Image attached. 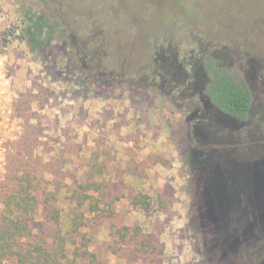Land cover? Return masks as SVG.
<instances>
[{
	"label": "rangeland",
	"instance_id": "obj_1",
	"mask_svg": "<svg viewBox=\"0 0 264 264\" xmlns=\"http://www.w3.org/2000/svg\"><path fill=\"white\" fill-rule=\"evenodd\" d=\"M29 17L40 19L44 35L57 37L59 21L63 35L75 38L64 47L61 64L76 60V53H96L90 63L84 61V76L116 79L111 97L92 91L82 96L76 71L52 76L21 33ZM191 46L218 55L217 63L252 88L247 123L240 127L227 119L230 128H223L244 137L251 130L254 142L264 144V0H0V183L15 144L31 133L29 126L38 127L40 144L51 142L55 150L49 156L57 153L54 140L66 141L65 133L83 144L87 155L103 138L102 155L122 166L133 157L144 168L142 181L124 178L146 196L147 213L133 209L125 195H118L117 208L127 223L158 236L161 264H264V158L246 163L234 150L240 153L236 182L242 168L252 171L255 211L238 212L236 231L228 228L225 237L214 231L213 206L204 204L201 184L192 180L199 178L200 160L193 114L203 108V95L163 73L159 60L172 52L186 54ZM256 69L260 80L254 78ZM130 80L143 89L142 98L132 97L137 90H128ZM42 151L38 146L35 154ZM238 192L231 191L235 202ZM99 239L107 240V233ZM105 264L126 262L110 254Z\"/></svg>",
	"mask_w": 264,
	"mask_h": 264
},
{
	"label": "trees",
	"instance_id": "obj_2",
	"mask_svg": "<svg viewBox=\"0 0 264 264\" xmlns=\"http://www.w3.org/2000/svg\"><path fill=\"white\" fill-rule=\"evenodd\" d=\"M43 27L40 19L29 17L21 33L28 36L31 50L43 63L49 64V73L61 77L76 71L80 73L77 85L82 96L92 91L97 96L110 98L118 83L116 79L84 76V61L90 63L96 53L89 56L85 52L76 53V60L61 64L58 59L63 55L64 47L66 44L71 47L75 38L63 35L64 26L59 21L54 30L57 37L44 35ZM51 56L57 58L53 60ZM178 56L174 52L160 56V69L183 83V78L177 76L178 72H183ZM217 56L205 53L196 59L190 70L197 77L194 86L189 85L195 87L196 81L204 85L205 95L216 108L213 113L218 111L228 118L244 121L250 114V86L242 76L231 74L222 63H217ZM126 83L129 91L137 90L138 84L133 80ZM131 95L142 98L143 89L131 92ZM212 117L205 120L209 129L214 126ZM29 129L31 133L15 144V152L8 157V173L0 183V264H105V257L110 254L126 264L137 260L143 264H161L162 247L158 236L144 232L137 224L127 223L117 208L118 195H125L133 209L147 213L146 196L127 185L124 178H143L144 168L133 157L125 160L122 166L107 153L102 155L103 138L95 140L98 150L87 155L88 149L67 139L66 133L65 142L53 141L57 153L49 156L55 150L51 148V142L40 144L38 127L29 126ZM187 140L185 136V142ZM38 146L43 148L40 155L35 154ZM239 156L240 153L229 157L233 162L231 166L225 163V156H212L209 166L231 169L233 175L232 167L238 165ZM192 180L194 182V178ZM238 194L245 200L241 192ZM239 199L230 208L225 204L222 207L225 216L212 221L219 236L225 237L221 228L226 227L228 231L241 220L237 217L241 216L238 212L246 216L252 211L250 209L255 211L253 206L248 207L246 201L241 203ZM190 218L194 224L192 212ZM101 232L107 233V240L99 239Z\"/></svg>",
	"mask_w": 264,
	"mask_h": 264
},
{
	"label": "flooded vegetation",
	"instance_id": "obj_3",
	"mask_svg": "<svg viewBox=\"0 0 264 264\" xmlns=\"http://www.w3.org/2000/svg\"><path fill=\"white\" fill-rule=\"evenodd\" d=\"M203 51H204L203 48L200 47L197 48L191 46V50L186 54L184 53L178 54L179 55L178 60L181 62V66H182L181 70L183 69V72L182 73L178 72L177 75H180V77L183 78L182 81L186 82L187 85H189V83H192L193 85L196 80L197 76L196 74H192L190 68H192L196 59H199L200 56H203L205 53H207V52L203 53ZM257 71H258L257 69L253 70L254 78L256 80H260L262 78V75L258 74ZM189 73H191L192 75ZM188 75L190 76L191 79L190 78L187 79ZM196 82H197L196 83L197 87L196 86L192 87V89L197 88L199 90L198 93L200 95H203V97L202 96L200 97L203 103V108L196 109V111H194L193 114L194 118L196 119L194 121L195 123L194 127L196 126L195 128H197L198 126L199 129H197L198 131L197 133H199L198 136L200 137L199 139L200 141L198 144L199 151L196 153L197 158L200 159L198 160L199 178L198 180L196 178L194 179L195 182H200L201 184L200 192L202 194L203 202L205 201L204 204H207L210 207L213 206L212 207L214 209L213 211H216L214 217L216 220L217 219L220 220L221 217L225 216L223 215L224 213H222V207L225 204H229V208H230L232 204L236 203L235 201H233V196L231 193V191H234L236 187L237 189L239 188L240 192L245 196V200L240 197H239L240 199L238 198L241 201V203L244 200L246 201V206L248 207L253 206V195H254L253 192L255 188L254 187L255 182L251 174L252 171L250 172L248 168L246 169L242 168L243 172H241L240 174L241 175V178L239 180L240 182H236L235 178L233 177L234 174L232 175V171L230 172L231 169H228L227 171L226 169L222 170L218 168L219 167L218 165H215L216 168L214 169L213 166H209V163L211 162L210 158H212V156L220 157L222 155H225V159H226L225 163L231 166L233 165V162L232 159L231 160L229 159V157H232L235 154L234 150L237 149L240 151L242 155L247 157V160H245V162L248 161V159L252 160V158L254 157H256V159L258 160H261L264 158V144L259 142L257 144V142H254V139L257 138L256 137L254 138L253 134L250 133L251 130L244 137L237 135L238 133L236 132H232L231 129L229 131L224 129L223 127L230 128V123H228L229 121H227V119L233 122H238L239 126L241 127L247 123V119L249 118V116L244 121H237L232 118H228L226 116L221 115L218 111H217L218 113L217 112L213 113L212 110L215 109L216 111V108L209 101V98L205 95L204 85L201 84V82L199 81ZM179 83L180 82H177V84ZM250 91H251V101L249 103V106L251 110L252 99H253V90L251 87H250ZM217 114H219L222 118L220 117L216 118ZM210 115L214 117L212 120L214 123L213 129H209L205 122L206 118H209ZM197 133H194V135H197ZM251 162L252 161H250V163ZM235 167H232L233 173H235L234 172ZM227 182H231V183H227ZM218 207L220 209H218ZM203 217L204 218L208 217L209 219L210 215H204ZM214 221L215 220H213V222ZM225 228L224 229L221 228L222 234H226L227 230ZM235 231H236L235 228H232L231 232H235Z\"/></svg>",
	"mask_w": 264,
	"mask_h": 264
},
{
	"label": "built area",
	"instance_id": "obj_4",
	"mask_svg": "<svg viewBox=\"0 0 264 264\" xmlns=\"http://www.w3.org/2000/svg\"><path fill=\"white\" fill-rule=\"evenodd\" d=\"M0 166H1V164H0Z\"/></svg>",
	"mask_w": 264,
	"mask_h": 264
}]
</instances>
